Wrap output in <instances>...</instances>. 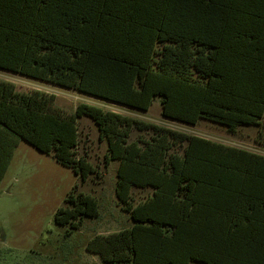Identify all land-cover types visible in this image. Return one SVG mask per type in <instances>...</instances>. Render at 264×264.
Here are the masks:
<instances>
[{
    "label": "trees",
    "instance_id": "obj_1",
    "mask_svg": "<svg viewBox=\"0 0 264 264\" xmlns=\"http://www.w3.org/2000/svg\"><path fill=\"white\" fill-rule=\"evenodd\" d=\"M0 70L164 118L235 133L264 127V0H0ZM91 118L119 162L116 196L131 225L91 238L103 264H264V155L137 122L0 79L3 180L21 141L83 182L78 120ZM151 130L132 140L134 128ZM149 191L144 199L137 192ZM55 223L79 230L98 198H68Z\"/></svg>",
    "mask_w": 264,
    "mask_h": 264
},
{
    "label": "rangeland",
    "instance_id": "obj_2",
    "mask_svg": "<svg viewBox=\"0 0 264 264\" xmlns=\"http://www.w3.org/2000/svg\"><path fill=\"white\" fill-rule=\"evenodd\" d=\"M0 79L13 82L19 91L40 90L54 95L55 106L67 114L74 113L80 104L92 105L137 122L264 155L259 127L241 126L232 133L206 120L196 126L172 121L162 115L161 97L155 98L150 109L144 112L2 70ZM261 122L264 127V119ZM78 130L76 158H86L95 168L86 182L70 167L60 164L53 154L43 153L26 141H21L16 149L0 187V264H103L99 255L87 250L88 241L96 235L111 234L131 225L115 192L119 162L106 164L108 144L99 139V130L91 118H80ZM151 134V130L143 132L135 127L131 137L137 140L149 138ZM79 193L98 198L99 218H85L79 230L57 225V211L69 205L70 195L76 197ZM149 194V191L137 192L138 199Z\"/></svg>",
    "mask_w": 264,
    "mask_h": 264
},
{
    "label": "crops",
    "instance_id": "obj_3",
    "mask_svg": "<svg viewBox=\"0 0 264 264\" xmlns=\"http://www.w3.org/2000/svg\"><path fill=\"white\" fill-rule=\"evenodd\" d=\"M1 154V151H0ZM0 175H1V165H0ZM0 187H1V179H0Z\"/></svg>",
    "mask_w": 264,
    "mask_h": 264
}]
</instances>
